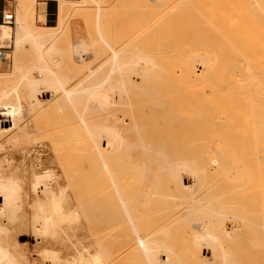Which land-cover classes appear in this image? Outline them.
<instances>
[{
	"label": "bare ground",
	"instance_id": "6f19581e",
	"mask_svg": "<svg viewBox=\"0 0 264 264\" xmlns=\"http://www.w3.org/2000/svg\"><path fill=\"white\" fill-rule=\"evenodd\" d=\"M15 1L16 4L20 7L21 11V21L17 24L18 26L16 32V38L18 39V42H20L27 34L34 36L32 25H28L27 27L26 24L27 17L32 14L31 12L33 4L30 0ZM101 1L104 2L103 0H97L96 3L102 4ZM119 1L120 0H118V2ZM124 1L126 0H123V3L125 4ZM130 1L131 4L132 1L134 2V0ZM130 1L127 2L129 3L128 5H131ZM139 1L141 2V0ZM157 1H159L160 4L157 3L156 6L162 5L160 0ZM174 1L176 2V4L174 3L175 6L178 3H181L179 4L180 6L182 5V3L183 5H186V2L184 1H187L188 3L191 2V4L199 2L198 0V2L194 0L193 2L192 0ZM200 1L202 2V7L200 5L201 2H199L200 4L198 3V5H195V8H197V10L198 8H204L206 9V13L202 11L203 9H201L200 11L195 10L197 11L196 14H200V16H204L207 14V17H203V19L207 18V20L209 19L208 14H213L215 18H217L215 22L212 18L214 22H210L213 23L212 25L209 23V21L204 20L205 22H208V25L210 24L212 28H210V26H208L207 24H204L203 26L207 25L206 27L211 29L210 31L212 32H214V30L212 29H215V33L220 31L219 33H216L220 34L217 36L221 37L223 35L225 37H219L220 40L222 38L224 39V41L222 40V43L224 42L225 44L224 51L222 52L223 54L220 55L219 58L218 55V57L214 56L216 55V53L213 54L214 52H211L212 54L209 55L208 53L202 54L201 52H190V49L188 50L187 48L182 49L178 47V45H184L182 41L178 40V38L182 36L179 35V33L175 34V36L177 37V44H175L176 37L174 38L175 40H167L166 38L165 40H167L168 42L163 39L164 43L162 40V53L160 55V59L164 61V64H161L162 66H156V64L154 63V60H156L157 58H150L149 55H140L138 64L143 70V76H150L149 78H151L152 76L154 77L155 81L160 80L159 86L157 85L158 87L155 88L151 85L150 88L143 89L141 94L143 95L144 99H146V102L138 107L140 110H142V112L145 111V109L153 110L154 115H152L151 122H155L154 126H149L148 118L146 120L143 119L142 121H135L131 129H127L126 127L121 128L117 136L108 140V150H106L110 153L109 156H111V160L109 162L107 161L108 166L106 164L102 165L99 163L101 165L100 167L97 163V167L91 169L89 168L86 170V172L89 170V173L87 174L91 173L90 176L92 174H94L95 176H100V174L104 176L109 175V190L107 189L106 185L107 180L106 184L102 183L103 186L99 183L101 180L98 181V178V180H94V183H90L91 181H93V179L96 178L94 176H92L91 178L88 175L91 179H87V186L85 188L87 190H91L90 192L94 193L95 197L97 198L95 199L94 197L93 200H88V203H86V205L84 206V211L87 214H90L93 224L102 226L104 229L107 228V231L111 230L113 234L111 233L108 237H106L107 239L114 241L117 240L119 232L127 230L129 226L134 227L133 224H139L140 221L144 220L139 216V214H135V211L137 209L142 210L144 206L149 207V212L151 213V215H149L148 217L146 215V218H149L150 220V216H152L153 220L151 219L152 224H150L149 222V225L151 226H148L151 229L147 230V232H151H148V234L146 232L144 234L142 231V234L144 235L138 238V234H136L137 236L134 235L136 239L134 240L135 242L133 241L134 244L132 242L133 238L131 239V243L134 246L130 251L128 250L130 248L127 249V254L131 251L140 252L142 254L144 253L148 260L147 263L149 262L148 264H169L168 261L170 256L174 255L171 253L173 251L170 252V250L172 249L171 246L170 248L169 246L167 247L166 239L170 237L171 234L173 236L172 239L174 238L177 241V245H173V247L175 246V248L172 250L176 251V246L177 248L179 247L178 250L180 252V255H182V251L184 253V256L182 255L185 258L184 261L187 259L189 262L191 261L187 257L193 259L202 257V260L205 261V259L208 260L210 254H213L216 255L215 259H219V262L218 260L216 261L219 264H244L241 261L235 262L234 258L237 256V252L235 253V257L233 256L234 254L231 256L232 251L227 247L228 245L226 246V242L228 241L229 236L232 234L234 235V232L236 233V229L240 228L241 226H247L250 230L254 231L253 234H255L257 238L259 237L258 239L256 238V240L258 241L255 242L256 245H254L253 247H247V250L244 253L246 255L245 257H248L247 259L249 263L254 260L253 262H256L255 264H264V0H224L225 2H223L222 0ZM216 1L222 7L219 8L218 6H216ZM105 2L107 5V1ZM105 2L102 5L105 6ZM116 2L113 3L115 4ZM84 3L86 4V0L84 1ZM163 3L165 2L163 1ZM166 3L168 4V2ZM166 3L163 4V7L166 5ZM114 4H111L112 7ZM119 4L124 5L121 3H118L117 5ZM108 5L107 7H105L109 8ZM94 6H92V8L90 6L89 8L93 11L96 10L97 13L101 12V7L99 8L97 7V5V9L94 10ZM143 6L145 5L143 4ZM167 6L165 7L172 8V5H169L168 7ZM119 7L124 8V6ZM121 8H118V11H114V13H121V10L123 12L125 8ZM166 8L165 10L168 11L169 9L167 10ZM160 10L163 12V14L164 12H166L162 7L161 9H159V11ZM172 10L175 11L173 8ZM96 11L94 13H96ZM170 11L168 13H170ZM173 11L171 12L173 13ZM209 11L212 13H207ZM69 13L70 9L61 5L57 11L58 23L61 25L64 24ZM145 13L147 14V12ZM161 13L160 15L162 17ZM166 14L167 13H165L164 15ZM97 15L99 16V14ZM101 15L104 18L103 14L101 13L99 18H102ZM213 15H211V17H214ZM217 15H219V19ZM195 16L196 15H194V17ZM200 16L196 17H198V22L199 20L200 22H202V25L204 21H202L203 19ZM115 17H117L115 21L114 19H112L114 21V24L116 20L119 21L120 19L118 16ZM96 18L97 20L95 21V25L93 24L95 26L94 30L96 31V35L94 38L98 39L100 37V39H103L104 35L106 34L105 31L107 29H105V31L103 32L102 29L104 30L105 28L103 18L99 19L98 17H94V20ZM163 19H165V17H163ZM118 21L116 23H121V20L119 22ZM184 22L186 21H178V23H181L182 25H180L181 29L182 27H184ZM119 24L118 27H120ZM187 24L190 25L192 24V22L189 21L187 22ZM189 25H187L186 27H188ZM111 26H108V30L112 29ZM172 26L174 27V30L177 27L171 25V31L169 34L173 35L174 30H172ZM3 27L6 26H1L0 29ZM192 27H188L190 28V30L188 29L186 31H191ZM6 28L13 29L15 28V26L13 28ZM194 28L198 29L196 26ZM205 29H203L204 35H202L201 37L205 36V34L207 33ZM181 31H183L184 33V30ZM195 31L196 30H194L191 34L196 35V33H194ZM210 31L209 35L206 37L207 40L209 36H212V38L217 37L213 34L211 35ZM174 32L178 33V28ZM121 34L120 38L122 35H124ZM169 34L168 36L170 37L171 35ZM199 34L201 33L199 32ZM5 35H8L7 31L5 29L3 30V32L2 30H0V38L4 37ZM117 35H119V33ZM185 36L187 39L191 35H188L187 32H185ZM192 37L188 39L194 41V38ZM51 38H53V36H51ZM195 38H198V36ZM189 40H187L188 43ZM201 40L202 39L200 38L199 41ZM204 40L202 42H204ZM216 40L218 41V39ZM173 41H175V43ZM217 41L216 44H214L215 42L212 43L210 41L211 45L214 44L213 49L212 47H210L214 51L216 50L215 47H217L215 45L218 44ZM202 42L201 44H203ZM124 44V41L118 40L115 42L113 41L112 43H104V48L101 50H104L103 52L108 51L109 53L105 54L103 57L94 58L90 56L89 52L92 50V48H96L98 46L97 40H90L86 42L85 40L81 39L74 42V48L72 49L74 50L73 53L76 52V54L72 56L70 62L72 64L80 66L86 64L90 65L94 62L99 64L108 63L115 58L117 52H119L124 46H126V44ZM37 45L40 46L43 53H52V49L49 46L44 47V43L42 41L38 40ZM192 45L190 47H195V45ZM196 47L197 48H193V50H197L202 46L198 47V45H196ZM204 48L205 46L203 45L201 49ZM218 48L219 47H217V49ZM204 50L203 53H205ZM131 53L133 52L131 51ZM50 57L51 56H49V58ZM217 58L219 59L217 60ZM53 61L51 62L50 60L51 64L53 63L52 65L55 67L57 65L54 64H56L57 62H59L57 64L62 65L60 63L61 61H59L57 58ZM134 61L136 62L137 60ZM121 62H119L118 64H120ZM194 62L199 63V69L196 70V68L194 67L195 65H193ZM133 64L136 65L135 63ZM158 65L160 64L158 63ZM49 67H51V65ZM155 69H158L157 74H154L155 71L154 73H150V71ZM89 75H91V73H88V76ZM3 76H5V74ZM3 76L0 73V89H2L0 92V101L1 99L9 101V98H7L6 96V87L9 86L1 81L7 79L10 82V79L8 76ZM75 83L76 82H71V85ZM145 83L146 82H144L143 85H145ZM74 91V89L68 90V88L61 87L60 91L53 96L52 101H54L55 99L58 100L60 97L62 98V96H69ZM93 92H91L92 94L89 98L90 103L94 108L93 110L100 111L101 109L103 110V108H109L111 106L110 98L108 96L99 93L100 90L99 92ZM2 107L4 106L0 105V133L5 132L6 127L9 124V116L2 110ZM43 108H45V106H43L42 109ZM25 117L26 115L23 116V118ZM26 118L28 119V117ZM22 123L24 122H22V120H19V122L10 124L9 128L12 126L17 127V125H20ZM82 128L84 129V127ZM79 132H82V129ZM88 133L89 131L87 132V135H89ZM103 134L105 135V133ZM129 135H133L134 138L131 140ZM74 172L75 171H73V175ZM130 174H132V176H135L136 178L131 177ZM128 175H130L132 180L134 179V182L132 181L133 183L130 182L131 178H128ZM95 183H99L101 186L99 184V186H94ZM81 185H79L80 190L83 189V186ZM133 185H136V188H134ZM47 190L48 188L40 189L42 193H45ZM104 193H108V196L110 195L111 201L109 203L100 205V199L98 197ZM144 202H147V205ZM131 210L133 211L132 213L134 214V217L132 216V214L130 215ZM141 216L144 217L143 215ZM35 222L39 223V229L44 232L48 229L49 225L53 224L50 214L45 213L41 209L39 210L38 216L34 220V223ZM180 224H183V226H179ZM179 227L180 229L184 228L185 230L182 229L181 231L179 229L180 233H177V235H175L174 229H176V231L178 232L177 228ZM102 231L104 232V230ZM107 231H105V233L102 232L101 235H108ZM238 232L236 233L237 236L239 235ZM127 233L129 232L127 231ZM127 233L126 236L121 234L122 237H130L127 236L129 235ZM157 235H160L159 241L157 240V238H155L157 237ZM104 236L105 235H103L101 239H105L106 237ZM243 236L244 235L242 234L241 237ZM247 236L250 237L248 234ZM244 238L246 239V235L241 239L244 240ZM104 239L102 241H104ZM124 239L126 238H123L122 240ZM102 241L100 240L96 242L101 243ZM126 241H128V239ZM119 242H117L116 245H118ZM190 243H198L199 245L203 244L205 246H208L210 248V251H208V253L204 252L202 256H199L198 249L190 246ZM243 243H241V245ZM248 244L250 243L248 242ZM131 246L132 245H130L129 247ZM101 248H98V250L100 249L101 251ZM168 249L170 250L168 251ZM240 252L238 254H240ZM101 253L103 255V250L101 251ZM118 254L114 252V256H118ZM100 256L101 255L97 252L93 255V259L96 261L100 260V258H102ZM121 256H119V258ZM183 257L181 258L183 259ZM174 258H176V256H174ZM116 259H118V257ZM213 259L214 256L212 260ZM195 260L191 261V263L193 262L194 264V262H196ZM202 260L200 261L202 262ZM200 261H197L198 264L201 263ZM208 261H210V259ZM144 262L146 263L145 260ZM210 262L208 264H211ZM206 263L207 262H205V264Z\"/></svg>",
	"mask_w": 264,
	"mask_h": 264
},
{
	"label": "rangeland",
	"instance_id": "374dc122",
	"mask_svg": "<svg viewBox=\"0 0 264 264\" xmlns=\"http://www.w3.org/2000/svg\"><path fill=\"white\" fill-rule=\"evenodd\" d=\"M30 1L33 4L31 12L32 14L27 17L26 24L27 27L28 25H32L34 36L27 34L24 36V39H22V41L18 42V39L16 38V32L18 26L17 24L21 21V11L15 0L14 2L11 1V3H9V5L15 7V28H1L2 32L5 29L8 33V35H5L4 37H2V39L12 38L13 48L11 47L8 59L3 64L4 68L0 69V73L2 74V76L5 74V76H8L10 79V82L7 79H4L5 81H1L9 86L6 87V96L7 98H9V101H6L5 99H1L0 101V105L4 106L2 107V110L9 116V124L6 127V131L0 133V264H144V260L146 261L145 264H148L149 262L147 263L148 260L144 253L142 254L140 252L131 251L127 254V251H130L134 246V240H136L134 235L137 236L136 234H138L139 236H137V238L142 237L147 232V230L151 229L149 227L151 226L149 225V222L150 224H152L153 217L150 216L152 220L146 218V215L147 217L151 215V213L149 212V207L144 206L142 210L135 209V214H139V216L144 220L141 219L143 221H140L141 223L139 222V224H135L136 226L133 224L134 227L129 226L127 230L121 231L122 233L119 232L117 240H112V242L111 240L107 239L112 231L110 229H108L110 231H107V228L104 229L102 226L93 224L90 214H87L84 211V206L86 205V203H88V200H93V198L95 197V194L90 192L91 190H87L85 188L87 186V179L94 176L96 179H93V181H88H91L90 183H94V180L99 179L98 181L101 180L99 183L102 186V183L106 184L107 180L106 185L107 189L109 190V175L104 176L100 174V176H95L94 174H92L90 176L91 173L87 174L89 173V170L87 172L86 170L89 168L91 169L97 167V163L100 167V164L107 165V161L109 162L111 160V156H109L110 153L107 151V144H109L108 140L117 136L121 128L126 127L127 129H131L135 121H142L143 119L146 120L147 118L149 120V126H154L155 122H151L152 115H154L153 110L145 109V111L142 112V110H140L138 107L146 102V99H144L143 95L141 94L143 89H148L151 87V85L155 88L158 87L160 80H156L158 82L157 84L154 77L151 76V78H149L150 76H143V70L138 64L140 55H149L150 58H157L156 60L153 59L154 63L156 64V66H162L164 64V61L160 59V55L162 53V40H165L166 38L167 40H175V34L180 33L179 35L182 36H180V39L178 38V40L182 41L184 45H178V47L182 49H190V52H201L202 54L208 53L209 55L214 52L213 54L216 53V55L214 56L216 57L218 55L220 58V55L223 54L222 52L225 48L224 42L222 43V40L224 41L223 38L225 37L222 35L221 37L223 38L220 40L221 37L217 36L220 34H216L220 31L216 33L215 29H212L214 30V32L210 31L211 29L206 27L208 25V22H205H213L212 18L215 22L217 18H215L213 14H208L209 19L207 20V18L203 19V17H207V14L204 16L196 14L197 11H200L201 9H203V12L206 11V9L204 8H198V10L197 8H195V5H198V3L201 2L200 0H198L199 2L197 0H194L198 3L192 4L191 2L188 3L187 1H184L186 2V5H183L182 3V5L180 6L179 4L181 3H178L176 5L177 7L175 6L176 2L174 0H160L162 5L157 6V3L160 4L157 0H141V2L139 0H137L138 2L134 0V2L136 3L132 1V4L129 0L131 5H128L129 3L127 2L129 1L127 0L124 1L125 4L123 3V0L122 2L121 0L119 2L118 0H116L117 2L113 0H103L104 2L107 1V5L109 4V8H106V2L105 7L104 5H102L104 2L101 1L102 4H98L96 3L97 0H86V4L84 3L85 0H57L50 3L47 11V17H45L44 19V2L37 0ZM163 1L165 3L168 2V4L170 2L173 3H170L169 5H172L171 7L175 11H173L170 7L166 8L165 6L168 5L167 3L163 7V4H165L163 3ZM222 1L225 2L224 0ZM109 2H112L111 4H114L113 2H116L117 4L121 3L124 5H117L115 3L114 5L117 7H115L114 5L112 7ZM126 3L128 7L126 6ZM216 3V6H218L219 8L222 7L218 4L217 1ZM143 4L145 6H143ZM61 5L70 9V13L66 17L65 23L62 25L57 21V11ZM101 5L104 7H102ZM200 5L202 7V2ZM90 6L91 8L92 6H94V10L97 9L96 6L99 8L101 7V12H99V10V13H97V11L95 10L96 13H94L95 11L90 9ZM119 6H124L125 9ZM129 6L133 9H130ZM161 7L164 10L165 8L167 10L169 9L168 11L165 10L166 12H164V14L167 13L166 15L168 16L164 15L161 10L159 11ZM2 8L3 3L0 2V12ZM118 8L124 9V11L122 12V10L120 9L121 13H114V11H118ZM170 9L171 11H173V13L170 11ZM169 11L171 14L168 13ZM92 12L94 13V15ZM145 12H147V14ZM100 13L103 14L104 18L102 17V15L101 17L103 18V22L105 23V28L102 27L104 28V30L102 29V31L104 32L105 29H107L105 31L106 34L104 35L103 39H100V37L98 39L94 38L96 35L94 25L95 21L97 20V18L94 20V17L99 18ZM160 13L162 14V17ZM207 13L212 12L209 11ZM97 14H99V16ZM193 14L196 16H200L203 19H201L202 21L205 20L202 25V22H200V20L198 22V17H194ZM113 15L120 18L118 19L119 21L121 20V23L116 20V22L118 21L120 24L116 22L114 24V21L117 17ZM211 15H213L214 17H211ZM217 16L219 19V15ZM163 17H165V19H163ZM177 17H179L180 19ZM112 19H114V21ZM186 19L189 20L187 21ZM180 20L186 21L184 22V27H182V29L181 26L183 25V22L182 25L181 23H178V21L181 22ZM189 21L192 22V24H190L191 26L187 24V22ZM110 23L112 26L110 25ZM213 23L210 24L212 25ZM118 24L120 27H118ZM204 24L207 25L203 26ZM210 24L208 26H210ZM171 25H174L178 28V33L174 32L175 30H177V28H175L174 30V27L172 26V30H174L173 35L169 34L171 31ZM187 25H189L188 27L196 26L198 29L192 27L191 31H186L188 29L190 30V28L186 27ZM108 26H111L112 29H110L112 31L108 30ZM210 28H212V26H210ZM180 29L184 30V33ZM203 29H205L208 34L205 32V36L201 37L202 35H204ZM194 30H196L194 32L196 33V35L198 33V38H195L197 37L195 34H193L194 36L191 34ZM179 31H181L182 33ZM209 31L211 35L213 34L217 37H213V39L212 36H209L207 40L206 37L209 35ZM185 32H187L188 35H191L190 37L193 36L192 38H194V41H191V39L189 40L188 38L190 37L186 39L187 35L185 36ZM199 32L201 34H199ZM114 33L116 35L119 33V35L116 36ZM121 33L124 35H122ZM120 34L122 35L121 38ZM168 34L172 37L170 36V38ZM51 36H53V38H51ZM200 38L202 39L201 41H199ZM81 39L85 40L86 42L90 40H97L98 46L96 48H92V50L89 52L90 56L94 58H100L109 53L108 51L103 52L104 50H101L104 48V43H112L113 41L115 42L118 40L124 41L126 46H124L119 52H117L115 58L108 63L99 64L94 62L90 65L86 64L80 66L72 64L70 62V59L72 58V56H74V54H76V52L73 53L74 50L72 49L74 48V42ZM216 39H218V41ZM38 40L44 43V47L49 46L52 49V53H43L40 46L37 45ZM187 40H189V43ZM203 40L204 42H202ZM206 40L208 41L209 45ZM175 41L173 42L177 44V37ZM210 41L212 43L215 42L214 44H216L217 41L218 44L215 45L219 47L218 49L217 47H215L217 52L216 50H212L214 48V44L211 45ZM201 42L203 44H201ZM192 44L195 45V47ZM191 45L193 47H190ZM196 45H198V47H203L204 45L206 48L204 49L206 51L204 49H201L202 47L198 48L197 50H193V48H197ZM210 47H212V49ZM208 49L211 51H209ZM203 50L205 53H203ZM131 51L133 53H131ZM49 56L51 57L49 58ZM58 57H61V60ZM56 58L61 61L60 63L63 66L57 64L59 62L54 65H57L60 68L57 66L56 68L52 65L54 63L53 60ZM219 58H217V60ZM50 60L51 62L53 61L52 64ZM134 60L137 61L135 62ZM119 62H121V65L118 64ZM126 62L128 63V65ZM157 62L160 65H158ZM133 63H135L137 66ZM50 65L53 69L49 67ZM193 65H195L194 67L196 68V70L199 69L198 62H194ZM51 71L53 72V74ZM152 71H150V73H154V71V74L158 73V69ZM88 73H91V75L88 76ZM71 82L76 83L71 85ZM144 82H146L147 84L145 83V85H143ZM59 87H65L68 88V90L74 89L75 91L69 96L61 95L62 98L60 97L58 100L55 99L54 101H52L53 96L60 91ZM1 90L2 89H0V92ZM92 90L94 92H99L100 90L99 93L108 96L110 98L111 106L109 108H103V110L101 109L100 111L93 110L94 108L92 107L89 99L92 94L91 92H93ZM86 94L90 95L88 96ZM43 106H45V108L42 109ZM25 115L26 117H28V119L26 117L23 118V116ZM19 120H22V122L24 123L17 125V127L12 126L9 128L10 124L19 122ZM105 120L107 123L105 122ZM73 125L75 128L73 127ZM82 127H84V129ZM81 129L82 132H79L81 131ZM88 131L89 135H87ZM103 133H105V135ZM70 137H72L73 139ZM129 137L131 140L134 138L133 135H129ZM73 171H75L74 175ZM130 175L131 177H133L132 174ZM130 175H128V178H131ZM133 178L136 177L134 176ZM132 181L134 182V179L132 180L131 178L130 182L133 183ZM99 183H95L94 186H99ZM79 185L83 186V189L80 190ZM135 186L136 185H133L134 188H136ZM43 188H48V190L45 193H42L40 189ZM96 198L97 197H95V199ZM98 198L100 199V205L109 203L111 201V197L110 195L108 196V193L101 194ZM144 203L146 204L147 202ZM40 209L45 213L50 214V216L52 217L53 224L49 225L48 229L45 232L39 229V223L35 222L37 226L34 223V220L38 216ZM132 212L133 211L131 210L130 215L132 214L133 216L134 214ZM141 215H143L144 217H142ZM179 226H183V224H180ZM177 229L178 232L176 231V229H174L175 235H177V233H180V230L182 231V229L184 228L180 229L179 227ZM238 229H240L241 231ZM238 229H236V233L239 231V235L237 236L235 232L234 235L232 234L233 236L230 235L228 241L226 242V246L228 245L227 247L231 249V256L233 254L234 257L237 255L234 258L235 262L241 261L244 264H255L256 262H253L254 260L249 263L247 259L248 257L246 258V255L244 253L247 250V247H253L254 245H256L255 242H258L256 240L257 237L255 234H253L254 231L250 230L247 226H241ZM102 230H104V232ZM105 231H107L108 235L103 234L105 235L104 237H107L105 239H101V237H103L101 233H105ZM127 231L129 233H127ZM142 231L144 234H142ZM240 232L244 236L246 235V239L248 238L249 240H246L244 238V241L243 239H241L244 236L241 237L242 234ZM126 233L129 234L127 236L130 237H122V235L126 236ZM247 234L250 237H248ZM172 237L173 236L171 234L170 237L166 239V245L167 247L169 246L170 248L171 246V248L174 249L175 246L173 247V245H177V241L174 238L172 239ZM121 238L126 239L122 240ZM132 238V242L134 241L133 244L131 243ZM155 238H157V240L159 241L160 235H157V237ZM103 239L104 241H102ZM127 239L128 241H126ZM100 240L103 243L96 242ZM116 241H120V245L118 244L119 246L116 245ZM122 241H124L125 243ZM248 242L250 244H248ZM241 243L243 244L241 245ZM130 245L132 246L129 247ZM189 245L198 249L199 256H202L204 252L208 253V251H210V248L203 244L199 245L198 243H190ZM98 248H101V251L103 250V255L100 249L98 250ZM178 248L176 246V251L168 249V251L170 250V252H175L171 253L176 256V258H174V256H170L169 258L168 255L169 264L173 263V261L175 264H190L191 261H194L195 259L196 262H194V264H198L197 261L202 260V257L194 259L187 257L191 261L189 262L188 259L184 261V253L182 251L181 254L183 256L180 255ZM97 252L101 255L100 257L102 258L96 261L93 259V255ZM114 252L117 254L119 253L120 255L118 254V256H114ZM236 252L237 254L235 255ZM239 252L240 254H238ZM119 256L121 257L119 258ZM213 256L215 259L216 255L213 254H210V256L208 257V260L210 259L211 262L205 259V261L202 260L203 263L200 261L201 263L199 264H205V262H207L206 264H208L209 262L211 264L218 263L219 259H213V262ZM117 257L118 259H116ZM181 257H183V259ZM217 260L218 262H216ZM191 264H193V262Z\"/></svg>",
	"mask_w": 264,
	"mask_h": 264
},
{
	"label": "built area",
	"instance_id": "2783aa9c",
	"mask_svg": "<svg viewBox=\"0 0 264 264\" xmlns=\"http://www.w3.org/2000/svg\"><path fill=\"white\" fill-rule=\"evenodd\" d=\"M14 0H0L3 8L0 12V27L6 26L13 28L15 26V7L9 5ZM13 46L12 38L0 41V66L8 59L11 47Z\"/></svg>",
	"mask_w": 264,
	"mask_h": 264
},
{
	"label": "crops",
	"instance_id": "0c3cea01",
	"mask_svg": "<svg viewBox=\"0 0 264 264\" xmlns=\"http://www.w3.org/2000/svg\"><path fill=\"white\" fill-rule=\"evenodd\" d=\"M37 1H42V2H44L43 4L45 5L44 6V10H45V15H44V19H45V17H47V11H48V8H49V6H50V3L51 2H54V1H57V0H37ZM1 30V29H0ZM0 41H2V38H0ZM4 68V65L2 64L1 66H0V69H3Z\"/></svg>",
	"mask_w": 264,
	"mask_h": 264
}]
</instances>
